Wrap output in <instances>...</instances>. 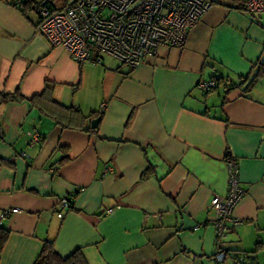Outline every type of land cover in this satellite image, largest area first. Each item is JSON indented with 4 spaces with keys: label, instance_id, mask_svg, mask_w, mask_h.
<instances>
[{
    "label": "crops",
    "instance_id": "obj_1",
    "mask_svg": "<svg viewBox=\"0 0 264 264\" xmlns=\"http://www.w3.org/2000/svg\"><path fill=\"white\" fill-rule=\"evenodd\" d=\"M23 1L0 0V264H34L45 240L86 264H217L210 200L227 191L228 154L245 194L224 246L264 264V76L242 91L264 61V13L212 0L184 48L129 70L108 57L76 63L36 31ZM46 82L57 104H31ZM16 92L23 100L3 98ZM61 106L92 116L83 123ZM98 116L95 131L83 129ZM30 132L40 140L29 143Z\"/></svg>",
    "mask_w": 264,
    "mask_h": 264
},
{
    "label": "built area",
    "instance_id": "obj_2",
    "mask_svg": "<svg viewBox=\"0 0 264 264\" xmlns=\"http://www.w3.org/2000/svg\"><path fill=\"white\" fill-rule=\"evenodd\" d=\"M238 2L251 14L264 13V0ZM212 5L211 0H69L58 7H40L36 31L51 46L63 47L78 64H101L108 57L133 70L154 58L162 47L184 48L189 31ZM216 86V79L197 84L203 93ZM28 136L29 143L40 140L37 132ZM225 164L227 191L210 200L217 244L213 260L217 264H242L230 257L224 243L231 227L239 224L233 209L245 190L239 182L237 160L228 154ZM58 206L55 213L61 218L63 211L70 208V197L59 199ZM16 212V208L6 209L3 217ZM110 212L111 209H102V213Z\"/></svg>",
    "mask_w": 264,
    "mask_h": 264
},
{
    "label": "trees",
    "instance_id": "obj_3",
    "mask_svg": "<svg viewBox=\"0 0 264 264\" xmlns=\"http://www.w3.org/2000/svg\"><path fill=\"white\" fill-rule=\"evenodd\" d=\"M212 2H214V1H212ZM231 2L236 3V4H234V7L245 10L243 7H241L238 0H231ZM48 4L49 3H46V2L41 3V4H36L34 2V0H24L22 3L23 11L25 10V7H28V8L35 10L37 12V15H38V20H39V9H40V7H42L44 5H48ZM254 68H255V70L252 73V75L246 79V80H248V83L243 88V90H242L243 92H247V90L250 87H252L261 77L264 76V61H259L256 64V67H254ZM216 81H217V86L222 82V81H220V79H217V78H216ZM52 91H53V84L46 82L43 92L40 95H37V96L31 98L30 103L33 104L34 100L40 97V98H43L52 104H57L51 98ZM3 98L7 101H16V102L23 100V97L18 92L14 93L12 95H4ZM61 107H64V106H61ZM64 108L66 109L67 112H70L73 115L77 114L74 116H78L83 121V123L92 116V115L84 116L80 113V111H78V109H74L72 107H64ZM83 129L86 131H89V132L95 131L93 129L91 130L88 124ZM8 236H9V230L0 226V252L4 247V245L8 239ZM227 252L229 253V251H227ZM237 261L240 262L238 259H237ZM34 264H86V261L82 255V253L80 252V250H75L70 255H68L66 257H62L61 255H59L54 250L52 241L45 240L43 247H42V250H41L40 254L38 255L37 259L35 260Z\"/></svg>",
    "mask_w": 264,
    "mask_h": 264
},
{
    "label": "water",
    "instance_id": "obj_4",
    "mask_svg": "<svg viewBox=\"0 0 264 264\" xmlns=\"http://www.w3.org/2000/svg\"><path fill=\"white\" fill-rule=\"evenodd\" d=\"M99 121H100V116H98V117L92 119V120L90 121V128H91V129H95V128L97 127Z\"/></svg>",
    "mask_w": 264,
    "mask_h": 264
},
{
    "label": "rangeland",
    "instance_id": "obj_5",
    "mask_svg": "<svg viewBox=\"0 0 264 264\" xmlns=\"http://www.w3.org/2000/svg\"><path fill=\"white\" fill-rule=\"evenodd\" d=\"M67 1H69V0H67Z\"/></svg>",
    "mask_w": 264,
    "mask_h": 264
}]
</instances>
